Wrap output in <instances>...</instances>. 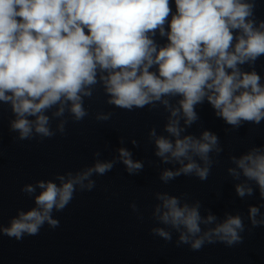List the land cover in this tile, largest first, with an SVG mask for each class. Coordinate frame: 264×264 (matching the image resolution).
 I'll return each mask as SVG.
<instances>
[{"label": "clouds", "instance_id": "9594fccd", "mask_svg": "<svg viewBox=\"0 0 264 264\" xmlns=\"http://www.w3.org/2000/svg\"><path fill=\"white\" fill-rule=\"evenodd\" d=\"M174 6L175 11L172 0H0V102L13 113L10 132L21 141L65 134V114L74 122L88 116L85 98L100 84L109 105L128 111L163 107L168 113L166 135L155 128L148 133L160 162L178 165L163 169L161 182L180 176L206 181L217 162L212 154L219 156L223 148L213 132L196 136L188 129L205 102L233 129L264 121V83L254 69L264 56V21L255 17V0H174ZM111 116L98 112L95 119ZM117 151L112 160L101 161L97 151L91 166L25 184L21 191L35 206L18 210L8 226L0 225V233L19 241L38 235L45 224L55 229L53 211H63L77 191H92L94 175H105L117 163L129 175L143 171L144 161L134 160L131 151ZM229 159L236 195L243 199L258 190L264 200V146ZM155 199L152 218L163 227L151 233L166 242L172 241L171 230L178 233L177 247L194 251L243 242L239 214L226 212L222 221L210 210L202 215L201 202L189 203L187 194L156 192ZM130 207L137 211L135 203ZM260 207L264 204L249 207L253 228L264 225Z\"/></svg>", "mask_w": 264, "mask_h": 264}, {"label": "water", "instance_id": "95a60500", "mask_svg": "<svg viewBox=\"0 0 264 264\" xmlns=\"http://www.w3.org/2000/svg\"><path fill=\"white\" fill-rule=\"evenodd\" d=\"M255 4L256 8L254 11L257 21H264V0H255ZM242 68L245 71L252 70L248 65H243ZM254 69L261 75V83H264V56L256 61ZM217 120L230 167L233 166L229 159L231 155L239 156L253 146H264V121H261L259 125L245 123L238 129H233L231 126L227 125L223 119L217 117ZM226 129L227 131H225ZM234 182L237 183L238 181L234 180ZM252 186L255 189L254 183ZM240 200L255 244L264 264V225L253 228L248 218L249 207H259L264 204V200L260 198L258 190L255 191L253 196L243 199L240 198ZM260 212L261 216H264V207H260ZM260 218L259 216L257 217V219Z\"/></svg>", "mask_w": 264, "mask_h": 264}]
</instances>
